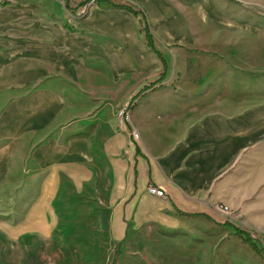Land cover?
<instances>
[{
    "label": "crops",
    "instance_id": "0c3cea01",
    "mask_svg": "<svg viewBox=\"0 0 264 264\" xmlns=\"http://www.w3.org/2000/svg\"><path fill=\"white\" fill-rule=\"evenodd\" d=\"M219 1L106 0L85 17L63 0H18L6 8L24 28L31 19L48 42L28 57L20 50L0 81L4 239L51 241L63 216L74 213L72 201L118 243L127 231L177 230L186 217L219 223L218 205L264 233V85L252 96L249 88L234 94L235 78L250 77L247 61L235 56L250 53L219 45L232 27ZM142 18L165 68L146 46ZM191 54L216 60L191 79ZM259 67L253 78L263 84ZM27 75L36 86L32 96L25 94ZM251 97L256 105L235 115L206 107ZM128 104L130 119L122 122L116 114ZM149 187L163 196L149 195Z\"/></svg>",
    "mask_w": 264,
    "mask_h": 264
},
{
    "label": "rangeland",
    "instance_id": "374dc122",
    "mask_svg": "<svg viewBox=\"0 0 264 264\" xmlns=\"http://www.w3.org/2000/svg\"><path fill=\"white\" fill-rule=\"evenodd\" d=\"M16 1L18 0L0 2V81L8 79L4 76L12 72L19 53L25 51L28 57L34 47L48 42L46 38H39V29L35 34L31 19L26 21L24 28L21 22L14 19L12 12L6 11V8H13ZM75 4L78 3H69L67 9L75 10ZM219 10L231 19L228 20L232 25L227 29V38L219 40V45L230 43L235 48L246 50L245 52L249 50L250 53L235 56L239 59L243 57L244 61H247L250 70L245 73L250 77H247L249 80L244 77V81L241 77L235 78L237 86L234 88V94L241 95L243 89L249 88L247 92L250 96L255 95L258 87L264 85L260 84L257 78H253L258 75L256 69L259 65H264V54L252 53L256 48H264L263 1L220 0ZM46 28L48 26L42 24L41 32H48L49 29ZM192 55L186 62V75L191 79L194 73L198 75L201 64L216 60L199 55H195L198 60H193ZM193 64H196L195 67ZM26 67L30 72L32 62L28 61ZM26 78L25 94L32 96L36 86L33 77L28 80L30 76L27 75ZM243 82L244 87L241 86ZM9 90H14V87L11 86ZM9 96L14 97L12 93ZM255 101L257 100L251 97L248 102L212 103L206 107L209 112L235 115L255 106ZM130 107L131 104H128V111ZM9 196L14 202L20 199L18 193H9ZM2 200L3 195H0V210L5 207ZM74 205V201L69 203V208L74 213L63 216L64 221L51 241L9 242L0 235V264H264V233L249 229L233 220L229 207V216L221 215L216 209L217 206L215 207L218 214L223 216L219 223L210 218L186 217L177 230L127 231L124 240L118 243L108 231L100 230L96 226L94 218L89 216L84 208H75ZM64 209L67 210L66 207L62 210ZM234 228L249 232L258 247L263 250L262 255L256 254L235 235Z\"/></svg>",
    "mask_w": 264,
    "mask_h": 264
},
{
    "label": "trees",
    "instance_id": "16d2710c",
    "mask_svg": "<svg viewBox=\"0 0 264 264\" xmlns=\"http://www.w3.org/2000/svg\"><path fill=\"white\" fill-rule=\"evenodd\" d=\"M64 3H65V7L68 8V4H69V0H64ZM83 2H80L79 5H82ZM128 11H130L133 15L135 16H139L140 13L139 12H136L130 8H126ZM141 23H142V26H143V32H144V36H145V41H146V46L147 48L152 51L155 55H157L159 57V59L161 60V62L163 63V67L165 68L166 67V64H165V61L163 60L161 54L155 49L154 45H153V39H152V36L148 30V25L144 22L143 18L141 20ZM164 78V73L161 75V77L159 78V81H161L162 79ZM154 85L151 84L149 86H145L143 87L135 97H133V100H135L139 95H141L142 93H144L147 89H149L150 87H152ZM207 219H209L208 217H206ZM234 232H235V235H237L239 238L242 239V241L244 243H246L248 246L251 247V249L258 255H262L263 253V250H261L259 247H258V243L251 237L250 233L249 232H243L239 229H236L234 228Z\"/></svg>",
    "mask_w": 264,
    "mask_h": 264
},
{
    "label": "built area",
    "instance_id": "2783aa9c",
    "mask_svg": "<svg viewBox=\"0 0 264 264\" xmlns=\"http://www.w3.org/2000/svg\"><path fill=\"white\" fill-rule=\"evenodd\" d=\"M103 1H106V0H87V2H85L84 4L82 5L75 4L73 5V7L77 9L76 12H87L89 8ZM129 115H130V111H128V105L120 108L117 111V118L122 122L123 121L128 122L130 119ZM131 137L133 138V140H136L138 138L136 137V133H133ZM147 192L151 196H155V197L163 196V191L158 188L149 187ZM216 209L221 215H225V216L230 215L229 209L227 206L220 205V206H217Z\"/></svg>",
    "mask_w": 264,
    "mask_h": 264
},
{
    "label": "bare ground",
    "instance_id": "6f19581e",
    "mask_svg": "<svg viewBox=\"0 0 264 264\" xmlns=\"http://www.w3.org/2000/svg\"><path fill=\"white\" fill-rule=\"evenodd\" d=\"M86 12H80L79 16H84ZM136 137H138V134L136 133Z\"/></svg>",
    "mask_w": 264,
    "mask_h": 264
}]
</instances>
